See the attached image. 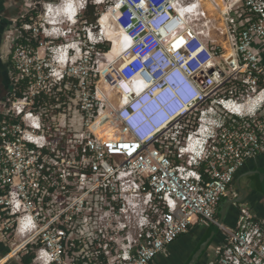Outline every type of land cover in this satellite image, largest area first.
I'll list each match as a JSON object with an SVG mask.
<instances>
[{"label":"built area","instance_id":"2783aa9c","mask_svg":"<svg viewBox=\"0 0 264 264\" xmlns=\"http://www.w3.org/2000/svg\"><path fill=\"white\" fill-rule=\"evenodd\" d=\"M70 1L48 3L46 15ZM206 1L221 12L217 29L229 55L214 45ZM79 2L98 9L96 22L78 34L85 62L111 44L104 32L114 27L104 31V15L132 45L113 70L103 73L104 63L83 70L91 87L74 107L79 130L62 123L60 104L51 116L46 107L35 111L36 97L55 91L34 89L36 74L17 67L15 82L28 78V88L23 97L10 92L0 107V241L11 259L154 264L201 224L224 235L207 264H264V216L243 202L234 227L218 218L237 173L264 153V0ZM69 45H58L55 56Z\"/></svg>","mask_w":264,"mask_h":264},{"label":"rangeland","instance_id":"374dc122","mask_svg":"<svg viewBox=\"0 0 264 264\" xmlns=\"http://www.w3.org/2000/svg\"><path fill=\"white\" fill-rule=\"evenodd\" d=\"M75 1L78 2L82 8L80 9V13L77 12L79 14L78 22L75 25L71 26L70 25L71 22H69L67 20V18H64L63 21H60L56 17H53L52 15H51L52 18L50 15L49 16L46 15L45 7L49 6L50 3H52L51 5L57 6L59 4L60 0H19L18 5L16 6V8H14V9H16V11H14V13L16 14L14 17L15 20L11 21L12 26H10L6 30V32L3 36L4 41H6V40L12 41V39L14 38L15 44H13V43L11 44L10 41L9 42L6 41V46H3V52L4 53L9 52V54L11 53L10 56L7 58V61L9 63L8 69H7L8 78L6 81L7 87H12V85L15 84V79H14L15 75L13 73L14 68H16L18 71H19V68H17V67H21L22 69L23 68H29L33 73L36 74L37 80L34 81V83H32V86L34 89L52 88L53 91L56 92V94L61 93L62 95H64L63 100H65L66 103L65 104L62 103L60 105H62V108L64 107L62 112H63V114H65V117L60 116V120L62 121V123L66 122L67 125L69 123H71V121H73L76 124L77 129L79 130L81 128V115H80L79 111L74 110V107L78 103H81V105H82L80 98L83 97L82 96L83 92L89 91V88L91 87V85H89V83H87V79H84L86 84L82 83V81H83V77H82L83 76V70L91 69L93 67V64L95 65L94 66L95 69H97L99 65L103 66V63H104V69H102V72L105 73V69H110L109 61L112 60L113 55L109 53V51L112 48V44H110L111 47H110L109 51H107L105 54H103V52H101L98 49H93L90 54L93 55L94 61L92 63H90V65H89L84 60V58H85L84 57L85 56L84 50H86V48H84V50L81 53L77 51L78 48L76 47V44H78L80 46L79 39H78L79 32L83 31V29L85 27L90 26L91 24L88 22V18H87L86 12H85V8L83 7V4L81 2H79L82 0H74L73 2H75ZM88 1H90V0H88ZM208 2L209 1L205 2V9L207 10V14H208L209 18L212 19V22L210 23L212 39H217V41H215L214 45L216 47H218L217 49L219 50L220 53L227 55L231 51V48L226 43L225 35L219 34V31L217 29V27H220L223 25L222 24L223 18H222L221 12L215 10L213 8L214 6ZM54 8L55 7L51 8L49 13L51 11L53 12ZM57 8H55V9H57ZM105 8H106L105 5H101L99 10H103ZM11 9H13V8H10L9 10H11ZM33 12H35V14ZM77 13L75 14L76 16L78 15ZM27 16L31 17V19L29 18L28 21H31L30 25L32 28L30 30H32V33H33V34L29 35V37H33V39H35L36 41L39 42V47L37 49H34V50L32 49V47H25V45H23V44H18V45L16 44V42H18V39H21V37H22V34L20 32L21 28L19 27V25L22 22H24L23 20ZM107 17H108V15H104V17L99 20V23L104 28V31L106 28L104 26V23L107 21ZM102 20H103V22H101ZM49 22L52 23V26L49 25ZM201 22H203V21H201ZM106 23L108 26H111V24H112V26L114 27V31L111 32L108 30L104 33L105 34L107 33V35H111V33H114L112 35V37H109L110 39H113V37L115 35H117L119 27L115 23L114 20H112V23H111V21H107ZM56 24H60V25L56 26ZM45 28L48 29V31H46V32H48L47 35H45L43 32V30ZM51 29L52 30H59L62 32H68L70 29H73V31H72V34L67 33V36L64 39V38H58L57 37L58 35H56V37L50 35ZM97 29H99V28H97ZM68 43L72 46V48L69 49L70 50L69 55H71L72 60L74 61V64H70L68 62L69 61V57H68V60L65 62V63L68 62V64L67 65L63 64V66H62V64L59 63L58 60L61 58L63 53H66L67 47L65 49H62L60 52H57V57H56L55 55H56L57 46L58 45L64 46ZM106 43H108V42H106ZM11 45H13V46L11 47ZM30 50L32 51L31 54L29 53ZM27 55H28V57H27ZM219 59L222 60V58H219ZM112 68H114V67H112ZM20 72H21V70H20ZM20 72H19V74H20ZM66 72H69L71 75V76H68L69 79L67 78L65 80L66 82H63V83H56V81H58V82L60 81L59 80L60 74L66 73ZM52 73H54L55 75H53ZM76 79L78 80V82L77 83L73 82V84H72L71 81L76 80ZM99 79H100V74L97 77L96 83H97V85L103 86V83H101L99 81ZM106 89H107V87H106ZM71 93H74V94H71ZM7 94L8 93H5L3 98H4V101L6 103H9V100L7 99ZM70 107H71V109H69ZM47 109H48V114L50 116L53 115L52 113H55V112H52L54 110V107L53 106L50 107L49 104L47 105ZM56 122L59 123L58 117L56 118ZM103 123H104V118L102 117L93 126L96 129L99 125H101ZM105 127L106 126H104V129H103L104 132H106ZM67 134H69V132ZM100 134L102 135V133H100ZM225 224H228V219H226ZM9 247L10 246L8 245L7 249H9ZM213 248H214L213 244H211L210 247H208L207 251L212 252ZM14 263H11V264H14Z\"/></svg>","mask_w":264,"mask_h":264},{"label":"crops","instance_id":"0c3cea01","mask_svg":"<svg viewBox=\"0 0 264 264\" xmlns=\"http://www.w3.org/2000/svg\"><path fill=\"white\" fill-rule=\"evenodd\" d=\"M19 0H0V32L2 30H6L12 26L11 25V21L15 20V13L14 11H16V6L18 5ZM10 8H13L11 10H9ZM2 33V32H1ZM4 36V35H3ZM2 36V41L0 44V107L2 104V101L4 100V94L7 93V85H6V79H4V74H5V70L8 69V61L7 58L10 56L9 52H3V46H6V41H10V40H6L4 41ZM9 37V36H8ZM11 43V41H10ZM262 58H263V62H264V48L262 51ZM2 78L4 79V82L2 81ZM261 167H264V153L259 155L258 157H256L255 159L250 160L238 173H242L245 170H250L249 172L246 173H250L253 171V169L259 170ZM236 175V176H237ZM233 192H236V195H240V190L238 189V187L234 183L232 184L230 191L228 193V195L226 197H234L233 196ZM226 197L223 198L222 202L225 201ZM221 202V203H222ZM245 202L249 203L250 206L252 207L253 210H255L259 215L264 216L262 209L260 208L261 206L258 204L259 200L258 197H256L254 194L252 195H248L247 199L245 200ZM220 203V205H221ZM219 210H220V206L218 209V218H219ZM238 206H233L232 208H230L226 219H228V225L229 227H234L238 218ZM225 219V221H226ZM224 221V223H225ZM213 228V226L210 227H204L201 224H196L194 226H192L190 228V230L179 240H177L173 245L171 244L168 249L166 254L160 255L158 258H156L157 260H155L154 264H179V260H181L180 258H186L187 256L190 255L191 251L194 249V247L199 243L200 239L202 238L203 234L207 232L208 229ZM211 228V230H212ZM210 230V231H211ZM219 232V236H218V241H214L212 242L213 247H215L217 244L222 243V241L224 240V235L222 233H220L221 231L218 230ZM218 235V233L216 234ZM215 235V236H216ZM213 241V240H212ZM4 250H6L7 252L5 253ZM10 254H14V252H10ZM9 255V249H7V246L0 241V258L2 256H4L2 259L6 258V256ZM209 255L213 256V251L209 252ZM12 257V256H11ZM11 257H9L4 263H6L8 260L11 261V263L14 264H20V262L18 260L15 259H10ZM212 257L210 256V259ZM3 264V263H2Z\"/></svg>","mask_w":264,"mask_h":264},{"label":"trees","instance_id":"16d2710c","mask_svg":"<svg viewBox=\"0 0 264 264\" xmlns=\"http://www.w3.org/2000/svg\"><path fill=\"white\" fill-rule=\"evenodd\" d=\"M85 12H86V15H87V18H88V22L90 24H94L96 22V19H97V12H98V9H97V6L93 3H87L86 7H85ZM35 14V12H33ZM29 20V16L25 17V19L23 20L24 22H22L19 27L21 28V34H22V37L21 39H18V42L19 44H23V45H27L29 44L30 47H32V49H37L39 47V42L38 41H33L32 43H29V41L27 40V31H25V29L22 28L23 24L25 22H28ZM99 48L102 50V51H109L110 49V43H104V44H100L99 45ZM18 70L16 68H14V75L16 76L18 74ZM4 79H6L7 81V78H8V75H7V70H5V74H4ZM66 80V79H65ZM63 81V82H66V81ZM61 82V83H63ZM74 82H78V80H74ZM14 85V86H13ZM12 87H7V93L14 91L16 92L17 96L18 97H23L24 96V92L27 90L28 88V78H25V79H20L17 83L15 82V84H13ZM56 86V85H55ZM10 88V89H9ZM61 98H60V97ZM64 98V95H62L61 93H57L56 92H53L52 95H48V94H44L42 93L40 96L36 97L35 99V104H34V109L35 111L39 112L43 107H46L47 108V105L49 104V106H56L58 104H62V103H66L65 100H63ZM64 101V102H63ZM0 119H1V115H0ZM212 228V227H211ZM210 229L207 230L206 233L203 234L202 238L200 239L199 243L194 247V249L191 251L190 255L187 256L186 258H183L182 257L180 258L181 260H179V264H185L188 259L191 257V255L195 252V250L198 248V246L200 245V243L205 239V237L209 234L210 232ZM221 233V232H220ZM185 235V234H184ZM184 235H182L181 237H179L177 240L181 239ZM218 236H219V232H218V235H216L213 239L212 242L214 241H218ZM176 240V241H177ZM175 241V242H176ZM174 242V243H175ZM219 242V241H218ZM173 243V244H174ZM172 244V245H173ZM4 252L6 253L7 251L4 250ZM210 256L212 257V255H209V252L206 251L203 256L201 257L200 259V262L198 264H207V262L210 260ZM34 255L33 254H28V255H25L22 257V261H21V264H30L32 262V259H33ZM157 260V259H156Z\"/></svg>","mask_w":264,"mask_h":264},{"label":"bare ground","instance_id":"6f19581e","mask_svg":"<svg viewBox=\"0 0 264 264\" xmlns=\"http://www.w3.org/2000/svg\"><path fill=\"white\" fill-rule=\"evenodd\" d=\"M210 6V5H209ZM211 7V6H210ZM82 7L80 6V4L78 2H73L72 0L70 1V4H67V5H60L58 6L57 9H53L54 13L51 11L47 16H53V17H56L58 20L60 21H63L64 18H68L71 20V21H74L75 18H76V13L79 12L80 13V9ZM78 14V13H77ZM51 16V18H52ZM54 19V18H53ZM103 22V20L101 21ZM107 22V21H106ZM104 23V26L107 27V23ZM55 24V23H54ZM57 25H60V24H56ZM102 26V25H101ZM59 30H54V32L52 31L50 35L56 37V35L58 34ZM113 32V31H111ZM48 33V32H47ZM114 33H111V35H107V33L105 35V37L111 41V44H112V48L111 50L109 51L110 54H112V60L109 61V67L111 70H113L114 68L112 67H115L117 64H118V61L120 59V55L127 49L129 48L131 45H132V42H131V36L127 34V32H125L124 30H121L119 29L118 30V33L117 35H115L113 37V39H110L109 37H112ZM115 40V41H114ZM76 47H77V44H76ZM72 46L69 45L67 46L66 48V53H63L61 58L58 60L59 63L63 64L68 60V54H69V49H71ZM78 48V47H77ZM65 49V48H64ZM70 60V59H69ZM94 127V126H93ZM12 254H9L8 256H6V258L2 259L0 261V264L4 263L9 257H11Z\"/></svg>","mask_w":264,"mask_h":264},{"label":"water","instance_id":"95a60500","mask_svg":"<svg viewBox=\"0 0 264 264\" xmlns=\"http://www.w3.org/2000/svg\"><path fill=\"white\" fill-rule=\"evenodd\" d=\"M254 173H258L261 176V184L264 189V176L262 175L261 169L253 171ZM251 172V173H253ZM250 173H244L242 176H247ZM241 176V177H242ZM240 177V178H241ZM240 178L237 181V187L240 190V195L236 197H226L225 201H223L220 205V210H219V224H223L226 216L233 206H237L239 203L245 202V200L248 197V191L246 188H244L241 183H240ZM219 226L214 225L212 230L209 232V234L205 237V239L200 243L198 248L195 250V252L191 255V257L188 259V261L185 264H198L200 262L201 257L203 254L207 251L208 247L212 244V240L214 239L215 235L218 233ZM4 256L0 258V261L2 260ZM3 264H11V261L8 260L6 263Z\"/></svg>","mask_w":264,"mask_h":264},{"label":"flooded vegetation","instance_id":"af4514ba","mask_svg":"<svg viewBox=\"0 0 264 264\" xmlns=\"http://www.w3.org/2000/svg\"><path fill=\"white\" fill-rule=\"evenodd\" d=\"M31 19V17H29ZM31 23V21H29ZM2 32V33H1ZM0 32V44H1V41H2V36L5 34V30H2ZM44 34H45V31L43 30ZM33 34L32 33V30H29L27 31V39H29V43H32L33 41H36L35 39H33V37H29V35ZM46 35V34H45ZM14 39V38H13ZM12 39V40H13ZM15 41V39L13 40ZM2 81L4 82V79L2 78ZM10 93V92H9ZM9 93L7 94V97L9 95ZM261 172H262V175L264 176V167H261ZM256 169H253V171H255ZM250 170H245L243 171L242 173L238 174L235 178V184L237 186V181L238 179L246 172H249ZM252 171V172H253ZM261 175L258 174V173H251L247 176H242L240 178V183L241 185L247 189L248 191V195H252L254 194L256 197H258V204L261 206L260 208L262 209V212L264 214V189L262 187V184H261Z\"/></svg>","mask_w":264,"mask_h":264},{"label":"clouds","instance_id":"9594fccd","mask_svg":"<svg viewBox=\"0 0 264 264\" xmlns=\"http://www.w3.org/2000/svg\"><path fill=\"white\" fill-rule=\"evenodd\" d=\"M77 16H79V14H78ZM77 16H76V17H77ZM68 21L71 22L70 25L73 26V25H75V24L78 22V18H75L74 21H71V20L68 18ZM51 26H52V24H51ZM62 30H63V29H62ZM52 31L54 32V30L51 29L50 32H52ZM72 31H73L72 29H71L70 31H68V32H62V31H59L58 34H57V35H58L57 37H58V38H64V39H65L66 36H67V33L72 34ZM71 36H72V35H71ZM72 50H73V49H72ZM68 62H70V60H69ZM68 62H67V63H64V65H67Z\"/></svg>","mask_w":264,"mask_h":264}]
</instances>
